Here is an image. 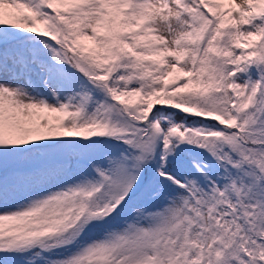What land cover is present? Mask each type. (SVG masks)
Segmentation results:
<instances>
[{
    "label": "snow or ice",
    "instance_id": "6c2138e0",
    "mask_svg": "<svg viewBox=\"0 0 264 264\" xmlns=\"http://www.w3.org/2000/svg\"><path fill=\"white\" fill-rule=\"evenodd\" d=\"M0 264H264V0H0Z\"/></svg>",
    "mask_w": 264,
    "mask_h": 264
},
{
    "label": "rangeland",
    "instance_id": "374dc122",
    "mask_svg": "<svg viewBox=\"0 0 264 264\" xmlns=\"http://www.w3.org/2000/svg\"><path fill=\"white\" fill-rule=\"evenodd\" d=\"M238 2H239V0H238Z\"/></svg>",
    "mask_w": 264,
    "mask_h": 264
}]
</instances>
